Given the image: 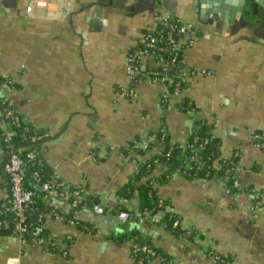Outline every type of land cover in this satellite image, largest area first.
Segmentation results:
<instances>
[{
    "label": "crops",
    "instance_id": "obj_1",
    "mask_svg": "<svg viewBox=\"0 0 264 264\" xmlns=\"http://www.w3.org/2000/svg\"><path fill=\"white\" fill-rule=\"evenodd\" d=\"M62 1L68 12L56 21L26 18L30 0H0V76L15 85L1 94L35 134L45 177L81 198L72 206L56 188L41 191L43 241L37 242L40 232L25 243L0 229V264H136L132 237L169 264H217L214 255L230 264H264V146L255 138L264 136V6L229 12L224 23L209 13L217 0ZM156 16L188 28L177 38L185 87L165 107L166 85L148 76L154 59L139 61L134 80L126 61L144 32L157 28ZM129 88L134 98L122 94ZM183 100L190 111L180 107ZM200 126L210 127L220 157L232 164L233 183L172 173L156 185L169 169L155 160L147 178L164 209L135 217L138 191L119 194L159 154L161 144L148 148V142L166 134L181 156ZM4 157L0 148V202L9 200ZM92 204L103 213L94 214ZM119 207L132 213L126 224L115 217ZM163 214L177 216L185 233L165 230Z\"/></svg>",
    "mask_w": 264,
    "mask_h": 264
},
{
    "label": "trees",
    "instance_id": "obj_2",
    "mask_svg": "<svg viewBox=\"0 0 264 264\" xmlns=\"http://www.w3.org/2000/svg\"><path fill=\"white\" fill-rule=\"evenodd\" d=\"M168 24L172 26H178L180 25L179 22L176 20H169ZM144 35L152 36L156 39L154 48L150 51L153 56H160L165 63V74L170 79L169 82H166V91L164 95H167V97L164 99L162 97V100H160V104L162 107L166 106L167 100H168V94L171 96L173 90L177 88L179 91H181L182 88L185 87V79L183 77V66H182V51L181 48L177 46L178 41L177 38L179 34H177L174 31H170L167 27L158 26L154 31H145ZM173 38V43H168V38ZM143 44H139L135 49L138 50L141 49ZM4 80L3 78H0V82ZM14 84H9V87L13 88ZM162 96V95H161ZM0 103H3L4 107L13 108L7 101V99L1 94L0 91ZM180 107L183 110H191V105L186 103L185 100L182 101L180 104ZM19 119V126L11 125L9 119H3L4 124L6 125V129L8 131H14L15 135L12 137L11 142L18 147V154L21 158L26 160V155L28 152L34 150V142L32 141V138L35 136V134L32 132V129L29 124L24 122L18 114H16ZM1 134V130H0ZM155 143L148 142V148H153L156 146V143H160L162 148L156 156H153L148 163H146L139 173L137 174L136 178L130 182H128L124 189L122 190L121 196L129 195L132 193L133 189L138 191V196L140 200V206H139V213L134 214V216H142V215H148L151 218L156 216L158 212L162 211L165 206V202H162L155 196L154 187L151 185V180L147 178L148 174L151 171V168L153 165L160 164H166L168 166L169 171L165 174L161 175L160 178L156 179L153 183L156 185L161 184L162 182H165L168 177L172 175V173H177V175L192 179L195 177H205V178H223L228 177L232 181V170H231V163L220 157L219 147L217 140L213 137L210 131V127L207 126H200L197 128H194L192 130V133L190 134V137L187 141L186 147L184 149L183 155H179L178 150L174 147H171L168 145L167 142V136L166 134L163 135V133H156L154 134ZM257 143H263L264 144V136H257L256 138ZM191 146V147H190ZM0 148L4 151V153L7 152L8 147L7 143L3 141V138L0 136ZM192 148H196L195 151H191ZM156 160V163L153 161ZM186 166H190V169H187ZM34 170H38L39 174L41 176L42 181L48 180L41 168L40 163H29L28 171L24 178L23 188L24 190H29L33 192V195L31 197L30 203H29V210L26 211V224L29 226V229H33L40 225V221H38L39 216L41 214V210H44L41 206L42 204V197H40L41 190L39 188V185L36 184L33 180V177L31 176V172ZM6 178V177H5ZM145 180H142L144 179ZM235 182V181H234ZM233 183V181H232ZM69 202H71V199L69 198ZM4 207L10 206V200L7 202H0V205ZM93 205V204H92ZM120 211H126L122 207H119L115 211L116 213ZM131 215L132 213L129 212ZM36 214V217L34 216ZM62 219L69 220L65 216H61ZM133 217V216H132ZM3 218L7 219L8 221L12 220V214H3ZM177 220L179 222L178 225L173 226L174 221ZM160 225L164 227L165 230L176 234L178 236L183 235L185 233V230L182 229L180 225V221L177 216L174 214H163L161 218H159ZM76 226H81L79 223L76 222ZM11 231V227L9 228ZM12 234H14L11 231ZM31 233V232H30ZM23 235V239H25V243L29 242L30 239L34 238L33 236H30L29 234ZM43 231L41 230L39 234L36 235V238H42ZM134 240H132L134 243H136L138 246H147L151 250L154 251L155 255L159 256L162 259V263L169 264V259L166 258V256H163L158 250L152 248L150 245H148L143 240H138L132 237ZM140 256L143 258V263L145 264L148 261H150L152 258H147L145 254H140ZM139 258V257H137ZM226 260V259H225Z\"/></svg>",
    "mask_w": 264,
    "mask_h": 264
},
{
    "label": "built area",
    "instance_id": "obj_3",
    "mask_svg": "<svg viewBox=\"0 0 264 264\" xmlns=\"http://www.w3.org/2000/svg\"><path fill=\"white\" fill-rule=\"evenodd\" d=\"M68 12L67 5L62 0H30L28 5L25 8V17L26 18H36V19H47V20H56L61 21L63 20ZM157 21V27H167L170 31H174L179 35L185 34L188 31L187 26L185 25H178V26H172L168 24L169 20L166 19H159L157 16L155 18ZM168 43H173V38L169 37ZM156 39L149 35H144L141 39V43L143 44L141 49L138 50H131L128 52L126 56L127 61V70L128 74L131 80H134V78L137 76L136 73L138 72V64L139 61L143 57L150 56L154 59L156 63V69L152 70L148 73L149 79H151L154 82H160L165 86L166 82H169V78L165 74V63L164 60L160 56H153L151 54V50L155 46ZM4 80L0 82V91H2L4 88L9 87V84H12V81L9 78L1 77ZM11 88V87H9ZM179 90L175 88L171 94V96H177L179 94ZM122 94L127 96L128 98H134V93L132 88H129L127 90H123ZM165 93L161 94L160 100H162V97L165 99L167 95H164ZM168 96H170L168 94ZM17 113L13 108L4 107L3 103H0V130L1 134L0 136L3 138V141L7 143L9 156L7 159V162L4 166L3 172L7 180L8 184V190H9V200H10V206L4 207L3 204L0 205V229H9L11 227V231L17 235L18 237H22L25 234L28 233H38L41 231L40 225L33 229H29V226L26 224V211L29 210V203L31 200V197L33 195L32 191L24 190L23 183L25 175L29 168V163H39L36 154L34 150L30 151L26 155V160L21 158L19 156L18 147L15 146L11 140L12 137L15 135L14 131H8L6 129V125L3 122V119H9L11 125L19 126L20 119L16 115ZM257 138V137H255ZM41 136L37 138V140H40ZM258 146H264L263 143H257ZM191 147V146H190ZM196 148H192L191 151H195ZM187 169H190V166H186ZM31 176L33 177V180L36 184L39 185V188L42 192H49L53 188H56L58 191L59 198L67 199L68 197L71 199V205L75 206L80 202V194L78 190H67L64 185L61 183H57L55 181H49L45 180L42 181L41 176L39 174L38 170H34L31 172ZM234 186H237V184L234 182ZM103 208L99 204H95L92 206V212L94 214H101L103 213ZM12 214V220L8 221L7 219L3 218V214ZM54 216L61 218L58 214H55ZM117 221L120 224H126L128 221L132 219V215L129 212L126 211H120L116 213L115 215ZM40 221V218L38 219ZM68 224H71L73 226H76V221L74 220H67ZM179 222L177 220L174 221L173 226L178 225ZM187 233L193 232L192 229L186 230ZM30 233V234H31ZM43 240L41 238L37 239L38 243H41ZM130 252L132 254V257L134 258L136 264H142L143 258L140 256V254H145L147 258L152 259H158L162 261V259L155 255L154 251L148 248L147 246H138L133 241L129 242ZM139 257V258H137ZM213 260L217 264H230L227 260L221 258L218 255L213 256Z\"/></svg>",
    "mask_w": 264,
    "mask_h": 264
},
{
    "label": "water",
    "instance_id": "obj_4",
    "mask_svg": "<svg viewBox=\"0 0 264 264\" xmlns=\"http://www.w3.org/2000/svg\"><path fill=\"white\" fill-rule=\"evenodd\" d=\"M254 2H257L259 5L264 6L263 0H243L242 5H240L241 2L238 3V5H236L234 1L217 0V5H213L209 13L214 15V20L219 19L221 22L226 23L229 18V12H241L243 11V7H245V11H247L246 8L249 7ZM8 156H9V152H6L1 167L2 170L4 169ZM1 233L7 234L8 230L2 231Z\"/></svg>",
    "mask_w": 264,
    "mask_h": 264
}]
</instances>
